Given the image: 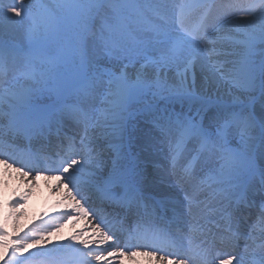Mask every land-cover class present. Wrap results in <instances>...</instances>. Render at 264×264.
Returning a JSON list of instances; mask_svg holds the SVG:
<instances>
[{"label":"snow or ice","instance_id":"snow-or-ice-1","mask_svg":"<svg viewBox=\"0 0 264 264\" xmlns=\"http://www.w3.org/2000/svg\"><path fill=\"white\" fill-rule=\"evenodd\" d=\"M157 7L0 0V164L33 179L59 173L75 202L67 215L91 213L96 230L105 229L100 243L113 241L100 252L84 251V240L18 260L27 234L9 240L0 227V250L10 249L3 264L116 256L121 212L136 219L129 240L146 255L163 252L161 264H264V0H174L171 16ZM52 46L55 60L44 54ZM137 113L150 117L139 132L130 128ZM165 147L170 165L162 168ZM125 251L135 254L125 246L119 255Z\"/></svg>","mask_w":264,"mask_h":264},{"label":"bare ground","instance_id":"bare-ground-1","mask_svg":"<svg viewBox=\"0 0 264 264\" xmlns=\"http://www.w3.org/2000/svg\"><path fill=\"white\" fill-rule=\"evenodd\" d=\"M162 8H166L164 3H167L170 8L167 10H173L174 0H163ZM178 0H175L177 2ZM246 0H240L241 3H245ZM25 4L34 3L35 0H24ZM50 2V0H49ZM18 19V18H17ZM14 37L19 40L21 43H25L24 33L23 31H18L13 33ZM7 38V37H6ZM50 59L55 60L57 56V52L55 50V46H52V50L49 51L48 54H45ZM198 75V85L202 83V78H199V71L197 70ZM213 93L215 89H212ZM220 96L223 97V101L225 103H232V98L228 95L225 89L220 90ZM215 98V97H214ZM259 103L256 104V109L259 111ZM142 114V113H139ZM70 131V130H69ZM58 146V143L55 144V147ZM160 155V154H159ZM158 160L160 162L161 167L169 166L170 164L164 162L160 156H158ZM17 165H13V167L5 168L3 164H0V189L5 194L4 197H8V200H13L15 198V194L17 191H23L27 197H39L42 198V202L40 203L42 207L45 209L53 208L48 212L47 217L55 218L58 208L61 210L72 211V208L75 206V202L67 199V190L63 188L62 184L57 181L56 177L53 176H35L34 173H29L27 176H22L19 172L15 171V167ZM172 181L175 180V177L171 178ZM75 194V193H73ZM31 198V199H32ZM45 198V199H44ZM40 201V200H39ZM6 202V201H5ZM31 203V202H29ZM261 201L257 199L256 207L251 210H246V214H250L251 220L250 222H254L256 216L258 214V207ZM7 203H5L6 205ZM35 206V205H34ZM53 206H56L54 208ZM8 213L18 212L17 209H14L13 206L8 205L6 207ZM43 209V210H44ZM132 218V217H130ZM65 227V232L67 234L66 238L70 241V245L75 248L82 247L81 241L88 240L89 248L84 249V251H89L90 249H95L96 252H100V249L105 247L107 243L112 244L113 241H108L104 243H100L101 235L105 232L104 228L99 226L100 230L97 231V223L89 216H84L82 214H73L67 219ZM114 229V228H113ZM121 234L119 231L116 233ZM119 237V236H118ZM64 240V238H62ZM41 240V238H39ZM66 240V239H65ZM69 244H66L68 246ZM123 250L120 245L116 249V256H109L107 252L103 253L104 259L95 260L90 259L89 264H161L160 259L157 256H149L146 254H138L136 252L134 255H130L125 251L123 256L119 255V251ZM167 264V260L164 262Z\"/></svg>","mask_w":264,"mask_h":264},{"label":"rangeland","instance_id":"rangeland-1","mask_svg":"<svg viewBox=\"0 0 264 264\" xmlns=\"http://www.w3.org/2000/svg\"><path fill=\"white\" fill-rule=\"evenodd\" d=\"M154 2L158 5L157 11L161 15L171 16L175 10L174 8L173 10H167V8H170L167 3H164V6H166V8L163 9V0H154ZM217 2L226 3L229 2V0H217ZM246 2L247 0L245 1V3ZM1 196H5V194H0V201ZM30 200H32L31 203H28L27 205L24 204V202H20L19 204L15 203V205H21L19 207H16L19 208V211H14L12 215H9L7 218L3 208L4 202H0V227H2L3 230L7 233V238L9 240H19L21 237H25V235L27 234V238L29 240L27 251L21 254L20 257H18V260H25L26 258L31 257L33 253L42 252L47 249L62 248L66 243V237H64L63 234H61L59 231H51V229L46 230L45 228L49 229L48 226L44 228V226L37 221L38 218H41L40 215L42 214L41 210H39L38 207V203H40L39 198L35 197L34 199ZM85 207L87 206L85 205ZM21 209H24V211H21ZM12 217H14V220H12ZM58 229L61 228H59L58 226L57 230ZM30 230H34L35 233L38 232L39 235L42 234V242L34 241L32 239L33 232ZM43 230L44 232L42 233ZM63 237L65 238L64 240L62 239ZM9 258L10 249L9 255H5L3 250H0V264H3V261L8 260ZM32 263L41 264L39 260H33Z\"/></svg>","mask_w":264,"mask_h":264}]
</instances>
